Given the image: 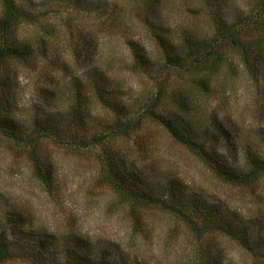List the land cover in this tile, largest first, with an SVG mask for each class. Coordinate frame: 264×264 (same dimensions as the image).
I'll use <instances>...</instances> for the list:
<instances>
[{
	"label": "rangeland",
	"instance_id": "obj_1",
	"mask_svg": "<svg viewBox=\"0 0 264 264\" xmlns=\"http://www.w3.org/2000/svg\"><path fill=\"white\" fill-rule=\"evenodd\" d=\"M262 1L16 0L34 18L10 38L31 44L36 58L3 65L0 119L23 137L56 126L64 142L76 144L111 130L119 119L124 125L129 116L140 126L90 151L57 146L55 138L39 141L38 160L53 167L49 187L36 178L26 149L0 135V235L13 254L0 264H86L89 254L94 261L104 250L115 264H192L203 250L220 252L222 264H264V177L252 189L218 180L144 112L148 105L156 114L180 112L178 81L172 77L165 88V75L157 80L166 50L181 53L192 40L213 37L217 27L240 29L251 44L264 31V15L256 16ZM224 49L228 64L209 91L188 93V119L196 138L229 170L244 174L248 159L264 160V50L260 57L251 54L247 68L229 42ZM135 51L149 60L147 68L140 69ZM76 106L80 120L70 123ZM104 151L126 157L138 179L129 189L147 196L146 206L133 205L143 235L132 234V219L113 207L118 199L100 175ZM170 181L187 201L219 207L224 216L217 220L237 231L247 248L221 229L195 238L186 220L148 204L151 196L165 198Z\"/></svg>",
	"mask_w": 264,
	"mask_h": 264
},
{
	"label": "trees",
	"instance_id": "obj_2",
	"mask_svg": "<svg viewBox=\"0 0 264 264\" xmlns=\"http://www.w3.org/2000/svg\"><path fill=\"white\" fill-rule=\"evenodd\" d=\"M2 6V13L0 15V40L2 45L0 47V79L3 65L8 62L24 63L36 58V49L31 44H14L11 40V35L19 28L20 25L30 24L34 16L26 13L20 8L16 0H0ZM264 15V0L261 8L256 12L257 17ZM255 23H257L255 21ZM261 29L264 30V22L260 23ZM222 28V27H221ZM216 28V33L213 37L192 40L187 49L181 53H173L170 49L165 51L163 56L165 68H163L157 77V80L165 75V88L169 85L171 78L178 81V93H174L178 100L176 102L177 110L180 112L171 115L156 114L152 111V106L146 108L145 114L151 118L155 123L163 126L165 131L171 137L174 143L184 147L194 157L199 158L203 164L210 170L218 180L238 189H252L256 187L258 182L264 177V160L253 161L248 159L247 164L250 168L246 173H235L226 166L224 161L219 158L217 152L213 151L208 144L196 138V128L194 129L188 117L192 114V104L186 101L188 93L198 92L206 93L209 91V84L211 79L219 73L224 65L228 64L227 49L225 43L229 42L233 49H235L242 59L243 66L250 68V56L253 52L258 57L261 56L264 50V31L263 34L254 40L251 44H247L241 39V31L235 27L230 29ZM12 42V43H11ZM175 51V50H174ZM134 59L138 61L140 69H145L149 66V60H146L143 55L135 51ZM136 66V64H135ZM156 72V71H155ZM160 85V84H159ZM162 90V89H161ZM167 91H165L166 93ZM159 95L162 93H158ZM160 97V96H159ZM157 97V98H159ZM115 109V106H112ZM116 107L115 110H117ZM81 107L76 106L69 116L70 123L73 118L80 120ZM79 116V117H78ZM8 119H0V135L4 138L14 140L18 146L26 149L29 159L34 164V173L36 178L42 185L49 187L50 181L53 177V167H48L38 160L37 144L45 138H55L58 142L57 146L68 144L71 150H77L81 147L84 150H92L93 148L105 144L114 143L120 137L134 132L139 129L140 120L137 117L127 118V122L122 124L118 120L111 130H107L104 134L95 136L91 141L86 143H66L62 139L61 133L57 131L56 126H47L36 129L28 137H23L14 131L6 123ZM6 121V122H5ZM211 149V151H210ZM121 152L104 151L103 156L99 158L100 175L104 181V185H108L116 195L118 201L113 204V207L120 208L121 211H126L129 218L132 219V234L141 232L142 225L137 221L134 204L139 203L141 207L146 206L144 202L142 190L134 188L129 189L130 185H136L138 182L137 176L131 174L127 169L126 157L120 154ZM176 183L170 181L165 187V198H157L151 196L148 204L151 203L157 206L165 213L173 214L177 218L186 220L191 227V231L195 238L202 237L207 234H212L219 229L225 235L232 236L234 239L245 245L243 240L236 238L237 231H232L228 224L222 226V219L224 212L216 206H212L206 202H196V199L186 200L183 197L181 188L176 186ZM143 198L139 201V198ZM147 198V196H146ZM137 200L135 203L134 201ZM146 200V199H145ZM201 222V224H199ZM242 232V231H238ZM145 236V235H144ZM46 246H42L45 248ZM245 248L246 245H245ZM204 251V250H203ZM201 251L195 254L192 259V264H222L220 252L205 253ZM94 261H91L90 254L87 256L86 264H115L111 261L112 255L109 250L100 251L96 255ZM13 257L11 249L6 244L5 239L0 235V263L11 260ZM89 260V261H88Z\"/></svg>",
	"mask_w": 264,
	"mask_h": 264
}]
</instances>
